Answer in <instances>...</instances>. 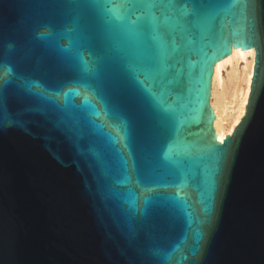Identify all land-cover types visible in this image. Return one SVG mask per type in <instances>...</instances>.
<instances>
[{
	"label": "water",
	"instance_id": "95a60500",
	"mask_svg": "<svg viewBox=\"0 0 264 264\" xmlns=\"http://www.w3.org/2000/svg\"><path fill=\"white\" fill-rule=\"evenodd\" d=\"M0 66V264H264V0H0Z\"/></svg>",
	"mask_w": 264,
	"mask_h": 264
},
{
	"label": "bare ground",
	"instance_id": "6f19581e",
	"mask_svg": "<svg viewBox=\"0 0 264 264\" xmlns=\"http://www.w3.org/2000/svg\"><path fill=\"white\" fill-rule=\"evenodd\" d=\"M240 63L244 64L242 69H239ZM253 64V50L233 49L228 57L217 62L214 67L210 106L215 114L213 127L219 142L232 133L245 113ZM226 65L230 66V72L223 78L222 69Z\"/></svg>",
	"mask_w": 264,
	"mask_h": 264
},
{
	"label": "snow or ice",
	"instance_id": "6c2138e0",
	"mask_svg": "<svg viewBox=\"0 0 264 264\" xmlns=\"http://www.w3.org/2000/svg\"><path fill=\"white\" fill-rule=\"evenodd\" d=\"M117 19H120L119 16L116 17ZM42 28H44V31L39 32V37L41 39H47L50 40L52 39L54 36H56V33L54 32V30L52 29V27L50 25H41ZM68 31H72V29H68ZM129 31L131 33L134 34V29H129ZM85 70H88L87 68H85ZM11 72H9L6 68L0 66V84H6L8 83V77L10 76ZM65 97L68 95V93L64 94ZM222 139V138H221ZM162 153H163V149H161ZM164 158L168 159V155L167 153H163ZM127 180H130L131 177H127Z\"/></svg>",
	"mask_w": 264,
	"mask_h": 264
},
{
	"label": "rangeland",
	"instance_id": "374dc122",
	"mask_svg": "<svg viewBox=\"0 0 264 264\" xmlns=\"http://www.w3.org/2000/svg\"><path fill=\"white\" fill-rule=\"evenodd\" d=\"M238 66H239V69H240V68L242 69V67L244 66V64H243V63H240ZM229 72H230V66H229V65H226L225 68L222 69V76H223V78H225L226 75H227ZM211 85H212V82H211ZM211 87H212V86H211ZM210 100H211V94H210Z\"/></svg>",
	"mask_w": 264,
	"mask_h": 264
}]
</instances>
